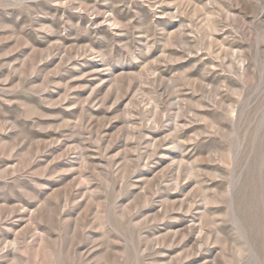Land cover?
<instances>
[{
	"label": "rangeland",
	"instance_id": "rangeland-1",
	"mask_svg": "<svg viewBox=\"0 0 264 264\" xmlns=\"http://www.w3.org/2000/svg\"><path fill=\"white\" fill-rule=\"evenodd\" d=\"M0 264H264V0H0Z\"/></svg>",
	"mask_w": 264,
	"mask_h": 264
}]
</instances>
